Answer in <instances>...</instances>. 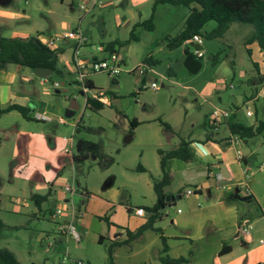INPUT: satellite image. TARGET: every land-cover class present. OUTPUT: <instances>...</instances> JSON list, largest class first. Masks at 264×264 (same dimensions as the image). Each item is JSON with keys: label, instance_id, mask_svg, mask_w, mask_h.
<instances>
[{"label": "rangeland", "instance_id": "obj_1", "mask_svg": "<svg viewBox=\"0 0 264 264\" xmlns=\"http://www.w3.org/2000/svg\"><path fill=\"white\" fill-rule=\"evenodd\" d=\"M97 1L101 3L93 9V0H11L7 6L0 5V17L4 15L8 22L2 37H56L81 29L89 39L82 50L84 55L96 53L99 45L117 41L116 51L125 60L118 83L106 73L89 75L96 90L108 95L99 111L86 107L69 63L67 70L61 67L63 76L52 74L47 82L28 68L17 70L12 66L18 75L14 90L30 98L28 108L33 120L23 118L17 111L0 117V248L11 251L22 264H59L66 256V264H108L114 231L121 233L132 219L127 207L138 206L144 198L135 180L140 175L134 170L141 164L143 151L149 160L155 158V135L165 147V141L187 139V133L189 139H199L211 133L207 123L214 109L227 110L233 115L231 120L247 126L264 122V61L255 52L251 60L247 51L246 41L253 33L251 25L233 23L223 38L204 40L202 66L197 73H191L184 65L185 52L193 54L194 48L185 43L168 48V39L183 31L188 8L162 4L153 12L156 0ZM81 5L91 10L85 13ZM152 14L153 31L135 27ZM215 27V22H209L204 31L211 32ZM133 28L136 39H131ZM72 45L66 41L58 44L68 47V53ZM148 56L157 61L148 75L158 80V91L150 88L147 76L143 79L128 73ZM141 65L145 64L137 66ZM55 82L59 89L54 88ZM72 100L77 102L78 110L67 118L65 112ZM247 110L252 116H247ZM36 113L48 115L51 121L37 120ZM59 118L65 124H59ZM133 119L140 125L131 131ZM179 119H186L188 129L177 134L166 131L160 123L171 127ZM219 134V138L228 135L226 125ZM128 136L132 139L125 143ZM79 139L100 146L97 160L73 161ZM247 141L241 148L254 153L251 181L256 180V188L264 193V171L257 170L264 163V135ZM111 177L115 182L105 190ZM66 186L75 187L78 193L87 189L91 195L84 199L79 194L73 197L77 210L74 224L81 234L79 244L58 237L59 225L64 224V219L71 220L72 202ZM35 195L47 196V200L36 206ZM58 208L66 215L52 220L51 213ZM255 211L260 212L258 207ZM101 236L103 243L99 244ZM262 248L259 242L251 244L247 250L236 252L235 260L255 264V255ZM259 259L264 264V257Z\"/></svg>", "mask_w": 264, "mask_h": 264}, {"label": "crops", "instance_id": "obj_2", "mask_svg": "<svg viewBox=\"0 0 264 264\" xmlns=\"http://www.w3.org/2000/svg\"><path fill=\"white\" fill-rule=\"evenodd\" d=\"M7 23V18L2 15L0 17V36H2L3 29L8 26ZM247 46L251 60L253 52H255L264 61L263 52L257 43ZM67 49L66 46H58L57 48L60 52V66L65 70L68 68L66 63L70 64L72 55V52L68 53ZM148 58L151 65L147 66H155L157 61L151 56L143 59V61L139 60L135 66L140 63L145 64V60ZM123 61L125 64L124 59ZM22 68L18 69L17 67V70ZM11 69L12 65L7 70L0 72V103L4 108L13 104L28 108L30 98L14 90L18 75ZM153 79H155L153 76H147V81ZM113 82L118 83L117 79ZM28 115L30 116V109ZM232 116L222 121L218 128L212 127L211 118L208 119L207 125L211 133L204 134L196 140L189 139L187 133V139L179 137L177 141H165L167 146L165 147L160 137H156V135L153 137L152 146L155 151V158L149 160L143 151L142 161L138 167L144 171L134 170L136 174L140 175L135 180L139 181L140 195L144 198L138 206L127 207L128 214L132 216H130L132 219H129L127 227L121 228V233H117L116 230L113 233L114 240L111 242L120 243L112 250L114 264H163L161 257L164 255H168L172 259L185 258L187 259L185 264H241L239 261L236 262L235 253L247 250L251 244L260 243L264 237V193H260V190L256 188V180L251 181L250 172L253 166L252 157L254 153L241 148V145L244 147L248 141L241 139L237 145L230 141L233 135L230 133L228 125L231 122H236L231 120ZM185 121L186 119H179V123L172 124V131L170 132L177 134L180 130L188 129V124ZM190 124L191 129H193V123ZM223 125L227 126L228 135L219 138L217 135L220 136L219 132ZM182 141L188 143V159L173 158L168 159L165 163V171L169 176V185L166 187L165 193L170 201L167 202L165 199L168 206L162 211L160 209V218L154 225L161 232L148 229L138 239L125 243L127 230L136 231L149 218L146 211L144 216H138L135 210L152 207L156 203L154 184L162 178L158 151L176 150ZM168 145L170 146L168 147ZM237 151L241 152V158L237 156ZM211 170L219 174L222 181H217L213 176H210ZM245 176L249 177L247 180L251 192L249 198H245L243 191L240 190ZM114 182V177L109 178L104 189H110ZM262 187H264V181ZM189 190L194 191L195 194L188 196L187 191ZM78 194L83 199L91 196L87 189L83 193H78L77 190L76 196ZM255 207H258L260 212H256ZM78 212L80 211L78 210ZM53 214L54 212L51 213V219L56 220L57 217L52 218ZM64 221L66 224L71 220L64 219ZM243 222L249 224L250 234L248 236L238 232V228ZM59 233V240L60 238L67 240L60 230ZM241 237L247 240H243ZM98 242L99 244L103 243L102 236L99 237ZM165 247L167 248L166 253L164 252ZM225 247H229L230 251L222 254L221 252ZM261 257H264V248L261 249L260 253H256L255 264H260L258 260ZM60 263L63 264L59 260Z\"/></svg>", "mask_w": 264, "mask_h": 264}, {"label": "trees", "instance_id": "obj_3", "mask_svg": "<svg viewBox=\"0 0 264 264\" xmlns=\"http://www.w3.org/2000/svg\"><path fill=\"white\" fill-rule=\"evenodd\" d=\"M162 4L173 6H184L190 10L188 17L185 19L183 31L175 38L168 39V48L175 49L182 46V44L190 40L194 35H200L204 40L221 39L228 32L233 23L248 24L253 27V33L246 41V45L257 43L264 55V0H156L153 6ZM154 14L143 22L135 25V27H144L148 31L154 30ZM215 22L216 27L211 32H205L204 28L209 22ZM134 28L131 33V39L135 38L133 35ZM136 39V38H135ZM117 41L111 42L105 46L107 52H115ZM249 53V50H248ZM60 52L58 50H51L41 44L36 36L28 38H6L0 36V72L5 71L8 66H21L28 68L32 72L36 68H46L53 71V74L63 76L64 72L60 66L59 60ZM202 60V58L200 59ZM149 58L145 60L146 65H151ZM90 89L96 90L91 80H89ZM100 92L101 90H96ZM57 92H59L57 90ZM108 98L104 92L99 98ZM105 104L99 99L87 98L86 107L93 110H101ZM11 111H17L23 118L33 120L30 117L29 109L20 105H9L2 107L0 103V117ZM166 131H172L170 125L160 122ZM140 123L133 119L130 121L131 131L136 129ZM229 131L232 135H237L243 141L252 139L254 137L264 134V122H259L256 126H247L242 123L231 122L228 125ZM75 149L77 154L73 156V161L77 163H84L88 159L97 160L99 158L100 146L96 143L79 139L76 142ZM160 156V167L162 170V178L154 184V192L156 195V203L152 207L143 208L149 214V218L145 224L140 226L136 231L131 232L127 230V237L125 243L138 239L144 231L153 229L161 232L160 229L155 228V223L160 218V209L168 206L165 189L169 185V176L165 171V163L168 159L180 158L188 159L189 149L188 143L182 141L176 150L158 151ZM188 153V154H187ZM138 171H144L141 167ZM36 206H39L47 200V196H33ZM249 200V199H248ZM120 243L113 242L109 247V263L114 264L112 259L113 247ZM230 251L229 247L221 252L222 254ZM164 252H167L165 247ZM163 264H185L187 259L179 258L172 259L168 255L161 257ZM0 264H22L15 255L8 249L0 248Z\"/></svg>", "mask_w": 264, "mask_h": 264}, {"label": "built area", "instance_id": "obj_4", "mask_svg": "<svg viewBox=\"0 0 264 264\" xmlns=\"http://www.w3.org/2000/svg\"><path fill=\"white\" fill-rule=\"evenodd\" d=\"M97 3L100 4L101 2L97 0H93L91 4V9H93ZM80 9L85 11V13H88L91 10L86 8L84 5H81ZM36 37L41 42V44H43L44 46H46L51 50H57L58 44L62 41L73 43L70 66L76 74L75 84L78 90L83 93V96L85 97V103L88 97H91L93 99H99L104 104L107 103L108 99L106 97L99 98V96L103 94L102 92H98L96 90L90 89L88 78L89 75L93 73L94 74L106 73L109 78L115 81L123 73L125 66L124 61L118 52L116 51L111 53L107 52L105 46L99 45L98 47H96V53L84 55L82 50L88 46L89 39L85 34L82 33L81 29L71 30L69 32L60 34L56 37H45L40 34L36 35ZM184 43L187 45L190 44L198 45L200 49L195 50L193 55L198 59L204 57V54L202 52V46L204 44L203 37H201L200 35H194L190 40H187ZM149 68L150 67H148L147 65L135 66L132 69H129L128 73L132 75H138L139 77L144 79L146 76H148V73L151 71ZM42 80L44 82L47 81V79H42ZM53 86L56 89L60 88V85L57 82L53 83ZM142 87H145V85L143 84ZM150 88L154 91H158L160 89L157 79H153L150 81ZM246 114L247 116H252V112L250 110H247ZM35 116L37 120L51 121V118L44 113H36ZM230 116L231 114L227 110L214 109L211 115V126L214 128H218L220 123L228 119ZM58 123L65 124V120L63 118H59ZM230 141L232 144L237 145L241 142V139L239 136L233 135ZM237 156L239 158L242 157L240 151H237ZM258 170L259 171L264 170V163L258 168ZM209 175L213 176L217 181H222V177L216 172H214V170H211L209 172ZM248 178H249L248 176H245V180L241 183L240 186V190L243 191L245 198H249L251 196V192L247 184ZM65 191L71 197L70 201L72 202V207L69 213V215L71 216V221L66 224H62L59 230L63 235H65L67 240H73L75 243L78 244L81 241V234L76 228L73 221L77 211L73 205V197L76 196L77 190L73 186H66ZM193 194H195L194 191L192 190L187 191L188 196ZM135 213L138 216L145 215V211L142 208L136 209ZM63 214H65L63 209L58 208L56 212L52 215V218H56L57 216H61ZM248 227H249L248 222L247 223L243 222L241 226H239L238 232H240L244 236H248L250 234ZM260 243L264 244V237L260 240ZM67 261L68 258L66 256L63 259L62 263L66 264ZM75 264H84V263L82 261H77L75 262Z\"/></svg>", "mask_w": 264, "mask_h": 264}, {"label": "water", "instance_id": "obj_5", "mask_svg": "<svg viewBox=\"0 0 264 264\" xmlns=\"http://www.w3.org/2000/svg\"><path fill=\"white\" fill-rule=\"evenodd\" d=\"M10 2L11 0H0V5L7 6L8 4H10ZM190 46L193 47L194 50L200 49V47L196 44H190ZM185 54L187 56L184 62L185 67L188 69L189 72L197 73L202 66L201 60L196 58L188 50L185 52ZM17 67L22 68L21 66H17ZM33 74L38 78L47 79L53 74V71L50 69H46V68H36L33 70ZM79 95L83 96V93L79 91ZM77 110H78V104L75 100H72L69 107L66 109L65 116L67 118H71L76 114ZM131 138L132 136L126 137L125 143L130 142ZM166 201L169 202L170 198L166 197Z\"/></svg>", "mask_w": 264, "mask_h": 264}]
</instances>
